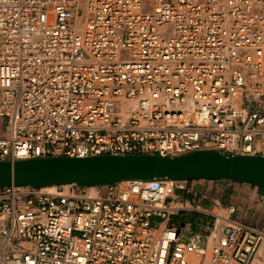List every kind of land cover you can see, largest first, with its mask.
Masks as SVG:
<instances>
[{
	"label": "built area",
	"instance_id": "1",
	"mask_svg": "<svg viewBox=\"0 0 264 264\" xmlns=\"http://www.w3.org/2000/svg\"><path fill=\"white\" fill-rule=\"evenodd\" d=\"M202 149L264 155V0H0V159ZM177 184L0 187V264H264Z\"/></svg>",
	"mask_w": 264,
	"mask_h": 264
},
{
	"label": "water",
	"instance_id": "2",
	"mask_svg": "<svg viewBox=\"0 0 264 264\" xmlns=\"http://www.w3.org/2000/svg\"><path fill=\"white\" fill-rule=\"evenodd\" d=\"M154 180L242 182L264 191V155L202 149L181 155L100 154L0 159V187L45 188L69 184L103 187L123 181Z\"/></svg>",
	"mask_w": 264,
	"mask_h": 264
},
{
	"label": "crops",
	"instance_id": "3",
	"mask_svg": "<svg viewBox=\"0 0 264 264\" xmlns=\"http://www.w3.org/2000/svg\"><path fill=\"white\" fill-rule=\"evenodd\" d=\"M174 195L176 201L195 206L197 210H180L173 216L190 213L200 218L199 229L191 223L182 226L220 233L228 221L238 220L264 233V191L258 187L242 182L191 180L179 182Z\"/></svg>",
	"mask_w": 264,
	"mask_h": 264
},
{
	"label": "rangeland",
	"instance_id": "4",
	"mask_svg": "<svg viewBox=\"0 0 264 264\" xmlns=\"http://www.w3.org/2000/svg\"><path fill=\"white\" fill-rule=\"evenodd\" d=\"M191 216L194 217L193 218V222H194L195 225H197V223L200 222L199 216H197V215H195V216L191 215ZM182 220L183 219L179 215L178 216H173L172 219H171V221L177 226H182L183 225ZM196 229H199L198 225H197Z\"/></svg>",
	"mask_w": 264,
	"mask_h": 264
},
{
	"label": "trees",
	"instance_id": "5",
	"mask_svg": "<svg viewBox=\"0 0 264 264\" xmlns=\"http://www.w3.org/2000/svg\"><path fill=\"white\" fill-rule=\"evenodd\" d=\"M191 215L193 214H190V213H183L181 215H179L183 220L182 222L183 223H191L193 226H196L193 222V218ZM195 216V215H194Z\"/></svg>",
	"mask_w": 264,
	"mask_h": 264
},
{
	"label": "bare ground",
	"instance_id": "6",
	"mask_svg": "<svg viewBox=\"0 0 264 264\" xmlns=\"http://www.w3.org/2000/svg\"><path fill=\"white\" fill-rule=\"evenodd\" d=\"M121 183H122V182H121ZM65 186H68V185H65ZM44 189L50 191V190H53V189H54V186L45 187ZM91 189H92V190H95L94 186H92Z\"/></svg>",
	"mask_w": 264,
	"mask_h": 264
}]
</instances>
